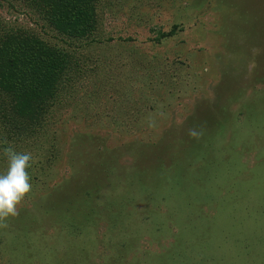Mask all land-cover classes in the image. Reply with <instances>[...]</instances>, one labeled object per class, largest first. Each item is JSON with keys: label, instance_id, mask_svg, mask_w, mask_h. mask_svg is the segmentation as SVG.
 <instances>
[{"label": "rangeland", "instance_id": "obj_1", "mask_svg": "<svg viewBox=\"0 0 264 264\" xmlns=\"http://www.w3.org/2000/svg\"><path fill=\"white\" fill-rule=\"evenodd\" d=\"M94 7L71 40L0 0V40L70 57L25 117L0 88V173L3 149L32 155L0 264H264V0Z\"/></svg>", "mask_w": 264, "mask_h": 264}, {"label": "trees", "instance_id": "obj_2", "mask_svg": "<svg viewBox=\"0 0 264 264\" xmlns=\"http://www.w3.org/2000/svg\"><path fill=\"white\" fill-rule=\"evenodd\" d=\"M96 2L33 0L40 11H45L51 27L71 40L87 39L93 34ZM14 31L0 40V88L10 95L9 107L14 115L25 117L33 103L55 94L70 57L26 30Z\"/></svg>", "mask_w": 264, "mask_h": 264}, {"label": "clouds", "instance_id": "obj_3", "mask_svg": "<svg viewBox=\"0 0 264 264\" xmlns=\"http://www.w3.org/2000/svg\"><path fill=\"white\" fill-rule=\"evenodd\" d=\"M7 154V170L0 173V217L17 214L16 205L31 191V153H18L12 147L3 149Z\"/></svg>", "mask_w": 264, "mask_h": 264}]
</instances>
